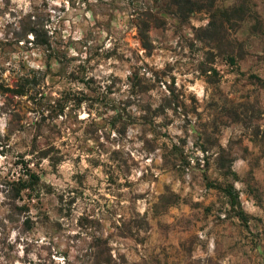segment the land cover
Instances as JSON below:
<instances>
[{"label": "rangeland", "instance_id": "rangeland-1", "mask_svg": "<svg viewBox=\"0 0 264 264\" xmlns=\"http://www.w3.org/2000/svg\"><path fill=\"white\" fill-rule=\"evenodd\" d=\"M176 1L0 0V264H264V0Z\"/></svg>", "mask_w": 264, "mask_h": 264}, {"label": "trees", "instance_id": "trees-1", "mask_svg": "<svg viewBox=\"0 0 264 264\" xmlns=\"http://www.w3.org/2000/svg\"><path fill=\"white\" fill-rule=\"evenodd\" d=\"M184 1L189 2L192 0H178V1H176V4L181 6V4ZM191 11H193V10H191ZM149 25H150V23L145 21V22H143V24L140 26V29H139L140 38H141V41L145 47L149 46V40H148V38H149V36H148ZM28 31H30V32H27L26 34L33 33V35L35 36V42L37 44H42L44 42L43 33H41V31L39 29L32 28ZM5 89L12 91L18 95H24L28 92L26 90L25 86H23V85L18 86V88L5 87ZM169 90H170V98H172V96H175V92H174V90H171V89H169ZM169 104H167V106H169ZM25 175H28V177H25ZM234 175H236V173H234ZM40 183H42L41 176L32 170H28V172L26 174H23L17 178H10V191L15 192V197L18 198L19 200L20 199L22 200L24 198L23 194H24L25 190H27V189L34 190L36 185H39ZM227 192L231 198L232 203L240 206V203L238 200V195L234 194L232 192V188L228 189ZM20 208H25V209L29 210L30 206L28 203H25V204L21 205ZM239 209H240V212L238 215L243 214L244 213L243 210L241 208H239ZM243 218H244V216H243Z\"/></svg>", "mask_w": 264, "mask_h": 264}]
</instances>
